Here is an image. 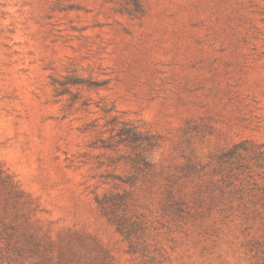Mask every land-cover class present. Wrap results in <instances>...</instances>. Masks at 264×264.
Masks as SVG:
<instances>
[{
  "label": "rangeland",
  "instance_id": "obj_1",
  "mask_svg": "<svg viewBox=\"0 0 264 264\" xmlns=\"http://www.w3.org/2000/svg\"><path fill=\"white\" fill-rule=\"evenodd\" d=\"M112 117L156 135L149 168L104 148ZM243 140L264 148V0H0V177L21 190L0 184V264H261L264 170L229 200L212 172Z\"/></svg>",
  "mask_w": 264,
  "mask_h": 264
},
{
  "label": "trees",
  "instance_id": "obj_2",
  "mask_svg": "<svg viewBox=\"0 0 264 264\" xmlns=\"http://www.w3.org/2000/svg\"><path fill=\"white\" fill-rule=\"evenodd\" d=\"M108 112V111H107ZM110 131L112 135L109 137L108 144L105 145L106 150H115L120 144L128 147L132 156L127 157V162L131 165L134 171H144L149 168L147 154L157 147V139L155 134H151L146 130L137 129L133 126L129 129L125 127L128 123L119 121L116 117L111 118ZM120 125V126H119ZM254 167L264 170V148L263 145L254 143L250 140H243L233 143L228 148L221 151L215 158L213 167V175L219 177V182L223 187H217L220 197L229 200V194L243 193L247 191L245 179L239 177L240 172L249 171V163ZM230 175V176H229ZM264 180V179H263ZM234 182L239 184V187ZM0 184L9 189L15 197H19L21 190L16 184L10 181H5L0 177ZM261 199L264 206V187ZM245 196L241 198L243 202ZM95 204L102 215L115 228L116 232L128 240L129 252L144 254L143 249H137L136 243L131 242L132 236H140L144 231V222L141 219H133L127 214L128 196L126 193H106L102 196L95 197ZM139 239V238H138ZM246 252L252 253L253 257H259V254L264 255V241L249 242L246 244ZM143 264H163L156 258L144 259ZM264 264V259L261 262Z\"/></svg>",
  "mask_w": 264,
  "mask_h": 264
}]
</instances>
